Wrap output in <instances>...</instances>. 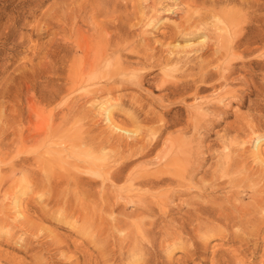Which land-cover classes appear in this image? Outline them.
Returning a JSON list of instances; mask_svg holds the SVG:
<instances>
[{
  "label": "rangeland",
  "instance_id": "rangeland-1",
  "mask_svg": "<svg viewBox=\"0 0 264 264\" xmlns=\"http://www.w3.org/2000/svg\"><path fill=\"white\" fill-rule=\"evenodd\" d=\"M124 42L127 49H121ZM86 44H91L92 52L101 45V50H114L111 62L131 63L132 75L118 81L114 88L121 87L115 88L111 100L100 95L85 108L76 107L63 125L58 116L53 117L66 108L49 105L47 100L72 84ZM172 50L182 56L189 51L199 62L192 70L175 63L169 54ZM101 65L98 76L105 70L104 62ZM260 91L264 93V0H0V128H8L0 129V135L7 133L0 136V143L4 141L0 145V264H264V98ZM77 95L74 103L81 104L83 94ZM241 97L245 100L239 106ZM106 110L109 123L101 118ZM235 123H240L238 128ZM81 128L88 129L97 142L107 136L112 143L126 136L117 129L133 131V139L124 138L133 148L160 141L152 157L138 162L152 163L159 150L185 155L184 159L195 156L191 186L130 190L122 180L115 183L121 187L115 194L108 181H101L102 167L90 165L83 147L79 151L75 145L58 142L45 141L39 147L33 143L42 135L53 137V130L54 141L64 135L75 142ZM180 131L186 132L184 136ZM234 137L237 144L231 143ZM251 138L260 140L258 150ZM164 139L167 146L161 144ZM23 145L25 153H17L11 161L25 163L19 162L20 169L14 168L12 174L11 155L5 156V151ZM224 146L232 158L227 175ZM109 149L110 154L120 150ZM234 161L238 166H233ZM155 165L151 166L158 168ZM151 166L148 169L153 171ZM78 175L92 183L76 185ZM111 194L122 198L113 199ZM136 194V200L129 202L127 197ZM198 205L207 206L205 214L233 205L230 209L254 208L248 207L251 213L241 218L243 225H232L226 218L213 223L207 215L195 213ZM253 210H258L255 216ZM129 227L135 231L129 234Z\"/></svg>",
  "mask_w": 264,
  "mask_h": 264
},
{
  "label": "bare ground",
  "instance_id": "bare-ground-1",
  "mask_svg": "<svg viewBox=\"0 0 264 264\" xmlns=\"http://www.w3.org/2000/svg\"><path fill=\"white\" fill-rule=\"evenodd\" d=\"M171 13H173V12H171ZM168 14H170L169 12L168 13H166L164 16H167ZM155 18V17H154ZM160 20L162 19V18H159ZM155 19H153V21H154ZM159 20V21H160ZM159 21H157V22H159ZM257 21V20H256ZM194 24H196V23H194ZM201 24V23H200ZM197 26H199V25H197ZM96 28H99L98 26L96 27ZM103 28V27H102ZM191 28V27H190ZM198 28V27H197ZM101 29V28H100ZM72 30V29H71ZM94 30V29H93ZM105 30V29H104ZM94 32V31H93ZM96 32V31H95ZM102 34V33H101ZM96 35V34H95ZM110 36V35H109ZM204 37H205V39L207 38L206 37V35H204ZM99 38V37H98ZM104 38V37H103ZM257 38V37H256ZM92 39V38H91ZM119 39V38H118ZM97 41V40H96ZM100 41V40H99ZM206 41H208V40H206ZM83 42V41H82ZM84 42H86L85 40H84ZM84 42H83V44H84ZM89 42V41H88ZM108 42V41H107ZM111 43V42H110ZM115 43H116V41H115ZM114 43V44H115ZM128 43V42H127ZM88 44V43H87ZM87 44H86V46L85 47H81V57H80V59H79V61H78V68H77V72H75V74H73L72 76V84H70V86L68 85V86H66L65 88L63 87V88H60L56 93H54L51 97H50V99L49 100H47V102H48V104L49 105H51V104H53L54 105V103H57V105L55 106V107H57V108H59L60 107V105H63V107H65L66 108V110L65 111H59V109L57 110L56 108H54V109H56L57 111H55L54 109V111L56 112V114H55V116L53 117V118H55L56 116H58V118L57 119H59V121H61L60 123L61 124H65L66 122H67V120L68 119H70L71 118V115L73 114V111H76V107H78V106H80V107H84L85 108V105H87V104H90V102L95 98H97V97H99L100 95H105V96H107V97H109V100H111L112 99V97H113V93H114V91H115V88H120V87H115L114 88V86L116 85V84H118V81H120V80H122L125 76H128V74H131L132 73V66H131V63H127V65L126 66H122L120 63H116L115 61H113L115 64H113L112 62H111V60H112V55H114L115 56V51L114 50H112V49H110V51L109 50H107L105 47H103L104 48V50H101V46H99V47H96L95 46V48L94 49H96L95 51L93 50V52H92V46H91V44L90 45H88L87 46ZM106 44V43H105ZM81 45V44H80ZM107 45V44H106ZM112 45V44H111ZM127 44L124 42V45H120L121 46V49H127L126 47L128 46H126ZM108 46V45H107ZM117 46V45H116ZM220 46V45H219ZM78 47V46H77ZM76 47V48H77ZM94 47V46H93ZM114 47V46H113ZM113 47H111V48H113ZM192 46L191 45H187L186 46V48H191ZM223 47V46H222ZM80 48V47H79ZM83 48V49H82ZM98 48H100V49H98ZM118 48H120V47H118ZM117 48V49H118ZM129 48V47H128ZM169 49V48H168ZM170 50V49H169ZM227 50V49H226ZM107 51H109V52H111L110 54H107ZM191 51H192V49H191ZM166 52V51H165ZM185 52H187V51H185ZM184 52V53H185ZM192 52H194V51H192ZM196 52V51H195ZM227 52H229V50H227ZM92 53V54H91ZM132 53V52H131ZM175 52H173V50L172 51H170L169 52V54L170 55H172L174 58H173V60L175 61V63H178V64H183V65H189L188 67L189 68H191V70L193 69V67L199 62V61H196L197 59L194 57V56H192L191 54L192 53H189V51H188V53H185V55L184 56H182V55H180L179 54V52H177V53H175ZM118 54V53H117ZM130 54V53H129ZM76 55H78V54H76ZM116 58V57H115ZM72 59V58H71ZM76 59V58H75ZM147 60V59H146ZM72 62V61H71ZM74 62V61H73ZM102 62H104V65H103V69H105V70H102L101 72H99V75L100 76H98V75H96V72L97 71H99V70H97L99 67H101L102 65H101V63ZM224 64V63H223ZM72 65V64H71ZM101 65V66H100ZM193 65V66H192ZM73 66V65H72ZM76 66V65H75ZM77 67V66H76ZM73 68H74V66H73ZM102 75V76H101ZM132 75V74H131ZM130 75V76H131ZM211 75V74H210ZM223 75V74H222ZM128 78H130L131 79V77H128ZM68 80V79H67ZM132 81V80H131ZM197 83V82H196ZM188 86H189V84H188ZM189 87H191V86H189ZM57 88V87H56ZM199 88V87H198ZM197 88V89H198ZM183 89L184 88H181V90L183 91ZM56 90V89H55ZM191 90V89H190ZM172 91V90H171ZM185 92L187 91V90H184ZM197 91V90H196ZM18 92V91H17ZM50 92V91H49ZM177 94H178V89H177ZM175 92V93H176ZM229 92V91H228ZM252 92H254V91H252ZM83 94V96H82V99H83V101L81 102V100H80V102H81V104L78 102V103H74V99H76L79 95H77V94ZM174 93V92H173ZM183 93V92H182ZM256 93V92H255ZM261 93V94H260ZM229 94V93H228ZM251 94V93H250ZM256 94H258V92L256 93ZM259 94L261 95H259L260 96V98H264V93L263 92H259ZM77 95V97H75ZM173 95V94H172ZM247 95H249V94H247ZM247 95H245V97L247 96ZM255 95V94H254ZM250 96V95H249ZM256 96V95H255ZM258 96V95H257ZM75 97V98H74ZM102 97V96H101ZM238 97H240V96H238ZM243 97V96H242ZM242 97H241V101L239 102V106H242V104H244V101L243 100H245V99H242ZM80 98H81V96H80ZM259 98V97H258ZM262 98V99H263ZM41 99V98H40ZM94 99V100H95ZM99 99V98H98ZM102 99L104 100V98L102 97ZM101 99V100H102ZM100 100V101H101ZM108 99H106V101L108 102L109 101ZM258 100V99H257ZM59 101V102H58ZM231 101V100H230ZM259 101H261V100H258V102ZM76 102H77V100H76ZM106 103V102H105ZM108 103H110V102H108ZM237 103V102H236ZM253 103V102H252ZM102 104V103H101ZM254 104V103H253ZM256 104V103H255ZM103 105V104H102ZM107 105V107L109 106L108 104H106ZM106 105H105V107H106ZM110 105H111V103H110ZM238 105V104H237ZM258 105V104H257ZM104 106V105H103ZM110 107V106H109ZM75 109V110H74ZM105 109H107V108H105ZM61 110V109H60ZM78 110V109H77ZM80 110H82L83 111V109H80ZM79 110V111H80ZM196 111H197V109H196ZM195 112V111H194ZM261 112H262V110H261ZM53 113V112H52ZM50 114V115H53V114ZM78 113V112H77ZM80 113V112H79ZM78 113V114H79ZM82 114V113H81ZM102 114H103V112H102ZM192 114V113H191ZM194 114V113H193ZM75 115V114H74ZM110 112H109V110H106V111H104V115H103V117H101V118H103L104 119V121H106V122H108L109 121V118H110ZM197 116V115H196ZM262 116H264V113H262ZM261 115L259 116V117H262ZM73 117V116H72ZM194 117V116H193ZM198 117V116H197ZM196 117V118H197ZM52 118V119H53ZM195 118V117H194ZM260 119V118H259ZM87 120V119H86ZM258 120V119H257ZM54 121H56V120H54ZM58 121V122H59ZM103 122V121H102ZM110 122V121H109ZM108 122V123H109ZM189 123H190V120H189ZM63 124V125H64ZM83 124V123H82ZM170 124V123H169ZM238 124H240V123H235V127L234 128H238ZM81 125V124H80ZM172 125V124H171ZM170 125V126H171ZM189 125V124H188ZM212 125H214V124H212ZM85 125H83V127H84ZM169 126V125H168ZM169 126V127H170ZM247 127V126H246ZM52 128H53V126H52ZM56 128V127H55ZM116 128V127H115ZM118 128V127H117ZM189 128V127H188ZM1 129V128H0ZM8 129V128H7ZM7 129L5 130V129H1V130H5V131H7ZM54 129V128H53ZM52 129V130H53ZM57 129V128H56ZM59 130V129H58ZM62 130H63V128H62ZM117 130H119V132H122V134L121 135H126L127 136V138L130 136V138L129 139H133V138H131L132 136H133V134H132V132H129L128 130H125V129H117ZM116 129H115V131H117ZM185 130V129H184ZM184 130H181L182 132H184ZM236 130H238V129H236ZM63 131H65V130H63ZM79 131H82V128L79 130ZM84 131V132H83ZM83 131L79 134H77L78 136H77V138L75 139V142H73L74 140H67L66 139V137H63V136H61L60 138H57L56 139V141H54V130H53V132H52V134H53V137H51L50 135L49 136H47L49 139H47L44 135H42V137H38L39 139H37V140H34L33 141V143H34V145H36L37 147H39L41 144H43L45 141H46V144H48L49 143V145H53L54 143H56V142H58V145L59 144H61V145H66V144H68V146L69 147H72L73 145H75V149H77V150H79L80 151V148L81 147H83V149H85L86 150V153L84 154L85 156H87L88 157V159H89V161H90V165H92V167H95L96 166V168H98L97 167V165L98 166H100V167H102V171H101V173H100V176L102 175V179H101V181L102 180H106V182L108 181L110 184H111V186L115 189V194H117V192L120 194V192H119V190H120V188L118 187V188H116V186H115V183H119V181H124V187H127V188H129L130 190H134V188L136 189V188H138V187H141V190H142V187H146V189H157V190H159L160 189V187H162V186H169L170 184H173V186L175 185L177 188H185V186H191V183H190V181H191V177L193 176V175H195V174H193L192 175V173L194 172L193 171V167H192V165H193V158L195 157H188L187 159H184L185 157V155L182 157H180L179 155H177V154H174V153H172V156L171 155H167V154H164V153H162L164 150H162V152H160V150H159V152H158V154H156V156L152 159L153 161H152V163H147L146 161L145 162H138L140 159H144V158H147V157H152V155H153V153H152V150L154 149V150H156V148L155 147H157L158 146V144L160 143V141H154L153 143H152V141H151V145H149V147H147V145H143V144H141V145H139V142H138V144H136V145H139L138 147H135V148H133L132 146H129V144H128V141L127 142H125L126 140L124 139V138H126V136L124 137V136H122V138L123 139H120V140H116L114 143H112V141L110 140L111 139V137H110V139H108L107 138V136L105 137V138H107V140L106 139H104V137L102 138V140H104V141H100L101 139H97L98 141H100V142H97L96 140H95V138L94 137H89V135H90V133H89V131H88V129L87 130H84L83 129ZM90 131H92V130H90ZM142 131V130H141ZM180 131V133H182ZM186 131H188L187 129H186ZM239 131V130H238ZM56 132L58 133V131L56 130ZM67 132H68V130H67ZM64 133V134H69V133ZM6 133V132H5ZM5 133H4V135H5ZM59 133H62V131L61 132H59ZM186 133V132H185ZM185 133H182L183 134V136H184V134ZM49 134V133H48ZM91 134H92V132H91ZM162 134V133H161ZM182 134H180V135H182ZM238 134V133H237ZM4 135L2 136V134L0 135V136H2V137H4ZM6 135H7V133H6ZM62 135V134H61ZM70 135V134H69ZM68 135V136H69ZM120 135V136H121ZM162 135H164V134H162ZM168 135H170V134H168ZM246 135V134H245ZM44 136V137H43ZM56 136H59L58 134L56 135ZM55 136V137H56ZM67 136V137H68ZM92 136V135H91ZM101 136L102 135H100V138H101ZM110 136V135H109ZM112 136V135H111ZM236 136V135H235ZM247 136V135H246ZM21 137V136H20ZM113 137V136H112ZM116 136H114V138H115ZM161 135L158 137V140H161ZM163 137V136H162ZM170 137H171V135H170ZM23 138V137H22ZM69 138V137H68ZM94 138V139H93ZM98 138H99V136H98ZM118 138V137H117ZM116 138V139H117ZM160 138V139H159ZM180 138V137H179ZM186 138V137H185ZM191 138V137H190ZM194 138V140H195V137H193ZM5 139V138H4ZM3 139V140H4ZM68 141L67 143L65 142L66 140ZM166 139V138H165ZM165 139H164V142L163 143H161L163 146H167L166 144L168 143V141H169V139H168V141L166 142L165 141ZM171 139V138H170ZM187 139V138H186ZM249 139H250V137H249ZM248 139V140H249ZM252 139V138H251ZM113 140H115V139H113ZM125 140V141H124ZM188 140H191V139H188ZM187 140V141H188ZM23 142H24V140H22ZM163 141V140H162ZM173 141V140H172ZM2 142H4V141H2ZM1 142V143H2ZM23 142H21V144L23 143ZM73 142V143H72ZM181 141H179V143H180ZM247 143L249 142V141H246ZM252 142V144H253V148L255 149V150H258V148H259V142H260V140H258V138L257 139H252V140H250V143ZM1 143H0V145H1ZM135 143V142H134ZM132 144L133 146L135 145V144ZM177 142H175V144H176ZM184 143H185V141H184ZM192 143V142H191ZM231 143L232 144H237L238 142H237V137H234L232 140H231ZM246 143V144H247ZM2 144H4V143H2ZM108 144H110L109 146L111 147V148H117V149H120L119 150V152H117V153H115V151H113L114 153L112 154V151H111V154L110 153H108L107 151H106V149L108 150L109 148V146H108ZM187 144V143H186ZM185 144V145H186ZM189 144V143H188ZM108 146L107 148H105L104 146ZM130 145H131V143H130ZM192 145V144H191ZM5 146V145H4ZM20 146V145H19ZM45 147L47 146V145H44ZM87 146H90V147H87ZM170 145H168V147H169ZM173 146V145H172ZM171 146V147H172ZM176 146H178L177 144H176ZM184 145L182 144V147H183ZM189 146H190V144H189ZM2 147V146H1ZM17 147V146H16ZM60 147V146H59ZM65 147V149L67 150V146H64ZM69 147H68V149H69ZM79 149H78V148ZM86 147L87 148H92V150L90 149V150H87L86 149ZM132 147V148H131ZM159 147V146H158ZM157 147V148H158ZM174 147H175V145H174ZM173 147V148H174ZM191 147V146H190ZM225 147V146H224ZM226 147H227V145H226ZM225 147V148H226ZM26 146H21V147H18V148H8V149H6V151H5V156H8L9 157V155H11L10 156V161H9V169H10V172H12V174H13V172H15L16 171V169H14V168H17V170H18V168L20 169V166L19 167H16V165H19L20 163L19 162H21L20 160L19 161H11V159H13L14 157H16L17 158V156H16V154L17 153H20V155H21V152H24L25 153V150H26ZM61 148H62V146H61ZM74 148V147H73ZM72 148V149H73ZM110 148V149H111ZM161 148H162V146H161ZM165 148V147H164ZM163 148V149H164ZM181 148V147H180ZM179 148V149H180ZM184 148H185V146H184ZM110 149H109V151H110ZM169 149H171V148H169ZM169 149H168V151H169ZM193 149V148H192ZM196 149H198V148H196ZM227 149V148H226ZM52 150V149H51ZM59 150H61V149H59ZM59 150H57V151H59ZM65 150V152H67V151H69V150H67L66 151ZM172 150V149H171ZM170 150V151H171ZM187 150H188V148H187ZM191 150V149H190ZM228 152L226 153V154H224L223 155V165H224V169H226L227 171H225V173L224 174H226L227 175V173L226 172H228V171H231V170H229L230 168H231V166H232V158H231V154H229V147H228ZM53 151V150H52ZM62 151H64V149L62 150ZM117 151V150H116ZM182 153H183V150L181 151ZM196 152V151H195ZM194 152V153H195ZM45 153H47V152H45ZM152 153V154H151ZM167 153V152H166ZM185 153H186V151H185ZM193 153V154H194ZM196 153H199V149L197 150V152ZM196 153H195V155H196ZM232 153V152H231ZM47 154H49V153H47ZM46 154V155H47ZM58 154V153H57ZM63 154V153H62ZM61 154V155H62ZM68 154V153H67ZM174 154V155H173ZM192 154V153H191ZM190 153H189V155H191ZM25 155V154H24ZM60 155V154H59ZM151 155V156H150ZM200 155H201V152H200ZM19 156V155H18ZM52 156V155H51ZM198 156H199V154H198ZM198 156L196 157V159L198 158ZM8 157H7V159H8ZM50 157V156H49ZM54 157V156H53ZM59 157V156H58ZM35 158V157H34ZM63 158V157H62ZM66 158V157H65ZM199 158H200V156H199ZM6 159V158H5ZM4 159V160H5ZM6 159V160H7ZM15 159V158H14ZM19 159H21V158H19ZM26 159H27V157H26ZM25 159V160H26ZM28 159H30V158H28ZM43 159V158H42ZM51 159H53V158H51ZM195 159V158H194ZM201 159V158H200ZM218 159H219V157H218ZM16 160V159H15ZM18 160V159H17ZM22 160V159H21ZM24 160V159H23ZM22 160V161H23ZM35 160H37V157L35 158ZM34 160V161H35ZM202 160V159H201ZM28 161V160H27ZM26 161V162H27ZM44 161V160H43ZM148 161V160H147ZM150 161V160H149ZM203 161V160H202ZM136 162H138V163H136ZM151 162V161H150ZM165 162H167L166 163V165L165 166H163V167H161V164L162 163H165ZM222 162V161H221ZM22 163V162H21ZM25 163V162H24ZM24 163H22V164H24ZM136 163V164H135ZM195 163H196V165H197V161L195 160ZM202 163V162H201ZM235 163H237V162H235L234 161V163H233V166L234 165H236V166H238L237 164H235ZM152 164H156L155 165V167L157 166V165H159L158 166V168H155L154 169V166L152 167L151 165ZM218 164V163H217ZM239 164V163H238ZM178 166L177 168L175 167V168H171L170 166ZM215 165V164H214ZM24 166V165H23ZM23 166L21 167V168H23ZM151 166V169L153 170V171H151V170H149L148 169V167H150ZM173 166V167H174ZM213 166V165H212ZM220 166V165H219ZM25 167V166H24ZM27 167V166H26ZM91 167V168H92ZM196 167V166H195ZM197 167H199V163H198V165H197ZM28 168V167H27ZM99 169V168H98ZM98 169L96 170V172L98 171ZM170 169V170H169ZM199 169V168H198ZM22 170V169H21ZM20 170V171H21ZM23 170H26V168H23ZM90 170V169H89ZM197 170V169H196ZM233 170H238V171H240L241 172V170H239L238 168L237 169H234L233 168ZM232 170V171H233ZM27 171V170H26ZM91 171H93L94 173H95V171H94V169L93 170H91ZM193 171V172H192ZM197 172V171H196ZM195 172V173H196ZM234 172V171H233ZM44 173V172H43ZM67 173V172H66ZM93 174V173H92ZM231 174V173H230ZM233 174V173H232ZM231 174V175H232ZM238 174V173H237ZM236 174V175H237ZM67 175V174H66ZM125 175V176H124ZM45 176V175H44ZM220 176H222V175H220ZM229 176V175H228ZM233 176V175H232ZM231 176V177H232ZM69 177V176H68ZM77 177V179H74L75 181H74V183L76 184V185H80V184H91L92 182L91 181H89V182H87V181H85V180H83V177L82 178H80V179H82V180H80L79 179V177H81V176H76ZM213 177V176H212ZM100 178V177H99ZM186 178H188V180L186 179ZM223 178V177H222ZM234 178H236V177H234ZM233 178V179H234ZM72 180V179H71ZM193 180V179H192ZM213 180V179H212ZM214 180H216V179H214ZM42 181V180H41ZM73 181V180H72ZM97 181V180H96ZM218 181V180H217ZM220 181V180H219ZM233 181V180H232ZM238 181V180H237ZM53 182V181H52ZM91 182V183H90ZM97 182H99V181H97ZM105 182V181H104ZM107 182V183H108ZM230 182V181H229ZM234 182V181H233ZM60 183V182H59ZM73 183V182H72ZM73 183V184H74ZM219 183H221V182H219ZM226 183V182H225ZM230 183H232V182H230ZM237 183V182H236ZM42 184H43V182H42ZM58 184V183H57ZM87 184V185H88ZM93 184H95V181H94V183ZM102 184V183H101ZM224 184V183H223ZM234 185H235V183H233ZM97 185H99V184H97ZM228 185H229V183H228ZM100 186V185H99ZM107 186H108V184H107ZM110 186V185H109ZM108 186V187H109ZM172 185L170 186V187H173ZM222 186V185H221ZM230 186H232V185H229V188H230ZM236 186H237V184H236ZM236 186H233V187H236ZM77 187V186H76ZM106 187V186H105ZM159 187V188H158ZM192 187H194V185H192ZM78 189V188H77ZM128 189V190H129ZM145 189V190H146ZM165 189H166V187H165ZM225 189V188H224ZM233 189V188H232ZM232 189H230L231 191H232ZM235 189V188H234ZM137 190V189H136ZM162 190V189H161ZM114 190H112V192H113ZM154 191V190H153ZM112 192H110V193H112ZM141 192V191H140ZM230 192V191H229ZM233 192H234V190H233ZM232 192V193H233ZM138 193H139V191H138ZM137 193V194H138ZM151 193H153V192H151ZM137 194L136 195H134V196H126L127 197V199H128V201L129 202H134L135 200H136V197H137ZM172 194V193H171ZM171 194H169V195H171ZM235 194V193H234ZM140 195V194H139ZM149 195V194H148ZM168 195V196H169ZM236 195H238V194H236ZM106 196H107V194H106ZM111 196H113V194H111ZM167 196V195H166ZM114 197L115 196H113L112 198L114 199ZM116 197L119 199H121L122 197H120L119 195H116ZM115 197V198H116ZM139 197V196H138ZM156 197V196H155ZM234 197H236V196H234ZM258 197V196H257ZM109 198V197H108ZM143 198V197H142ZM141 198V199H142ZM164 198H166V199H168V198H171V196L170 197H164ZM260 198V197H259ZM50 199V198H49ZM113 199H112V201H113ZM118 199H117V201L116 202H118ZM126 199V200H127ZM144 199H145V197H144ZM154 199V198H153ZM163 199V198H162ZM162 199L161 200H159V202L161 201V202H163L162 201ZM263 199V198H262ZM109 200V199H108ZM110 200H111V197H110ZM158 200V199H157ZM171 200V199H170ZM65 201V200H64ZM148 201H149V199H148ZM147 201V202H148ZM164 201H166V200H164ZM169 201V200H168ZM260 202H258L259 204L260 203H262L261 202V199L259 200ZM264 201V200H263ZM114 202V201H113ZM127 202V201H126ZM139 202V201H138ZM146 202V203H147ZM158 202V201H157ZM160 202V203H161ZM167 202V201H166ZM192 202V201H191ZM115 203V202H114ZM149 203V202H148ZM151 204L150 205H152L153 203L152 202H150ZM164 204H165V202H163ZM162 204V203H161ZM106 205V204H105ZM146 205L147 204H145V207H146ZM149 205V206H150ZM244 205H246V204H244ZM243 205V206H244ZM248 205V204H247ZM246 205V206H247ZM253 205V204H252ZM256 205V204H255ZM83 206V205H82ZM85 206V205H84ZM203 207H199V205L197 206V207H199V208H197V209H195L194 210V212L195 213H197V212H200L203 216L204 215H207L208 216V218L209 219H211L210 221H213V223H215L216 221H217V223H218V221L219 220H221V219H224V218H226V220H228L229 221V223H231L232 225H237V224H240V222H241V218H243L244 217V215H249L250 213L248 212V207H250L251 205H249L247 208L246 207H243L242 209L240 208L239 210H234L236 207H234V209H230V208H232V207H228L229 208V210H227V209H224V211H225V213H226V210L228 211V213H226V214H223V209H222V212H220L219 210V208L217 209H215V208H213V210H218V215L217 216H214V214L216 213V211H215V213L213 214V212L211 211V213H209V214H205V213H208L209 211L207 210V206H206V208L204 207V205H202ZM221 206V205H220ZM242 206V205H241ZM113 207V206H112ZM161 207V206H160ZM166 207V206H165ZM223 207V206H222ZM221 207V208H222ZM237 207V208H238ZM148 208V207H147ZM190 208V207H189ZM211 208V207H210ZM251 208H252V206L250 207V210H251ZM254 208V207H253ZM252 208V209H253ZM255 208H256V206H255ZM258 208V207H257ZM212 210V209H211ZM191 212H192V210H190ZM190 211H188L189 213H190ZM197 211V212H196ZM254 211H256V212H254ZM258 210H253V214L255 213V214H257L258 212H257ZM193 212V213H194ZM216 213V214H217ZM237 213V215L238 216H236L235 214ZM201 214H198L199 216L201 215ZM253 214H251L252 216H253ZM255 214H254V216H255ZM190 215H192V213L190 214ZM194 216L196 215V214H193ZM198 215H196V217L198 216ZM221 215H223V217H221ZM242 215V216H241ZM61 216V215H60ZM192 217V216H191ZM221 217V218H220ZM128 219V218H127ZM193 219V218H192ZM251 219V218H250ZM194 220V219H193ZM193 220H191V222L193 221ZM225 220V219H224ZM223 220V221H224ZM197 221V218L195 219V222ZM198 221H200L199 219H198ZM205 221V220H204ZM215 221V222H214ZM228 221H227V225H231V224H229L228 223ZM250 221V220H249ZM141 222V221H140ZM149 222V221H148ZM181 222H183V220L181 221ZM181 222H179V224L181 223ZM185 222H187V221H185ZM244 222V220H242V223ZM111 223V222H110ZM128 223H131V222H127V225H129ZM135 223L137 224V221H135ZM151 223H152V228H153V226H155V224H153L154 222H152L151 221ZM189 223V222H188ZM200 223V224H199ZM201 223H203V219H202V222H198V223H196V227L197 228H201V227H199V225H201ZM204 223H206V222H204ZM207 223H208V221H207ZM221 223V222H220ZM248 224L247 222H246V220H245V222H244V224ZM116 224H117V222H116ZM132 224V223H131ZM131 224H130V227H132L131 226ZM147 224V223H146ZM149 224V223H148ZM182 224V223H181ZM181 224H180V226H181ZM184 224V223H183ZM225 224V223H224ZM250 224V223H249ZM144 225V224H143ZM203 225V224H202ZM207 225V224H206ZM205 225V226H206ZM226 225V226H227ZM240 225H243V224H240ZM117 226V225H116ZM116 226L114 227V228H116ZM119 226V225H118ZM149 226H150V224H149ZM183 227H185V225H182ZM193 226H195L194 224H192V227L191 228H193ZM208 226H210V224L208 225ZM129 227V228H130ZM140 227V226H139ZM138 227V229H140ZM151 227H150V229H151ZM232 227V226H231ZM238 227V226H237ZM111 228V227H110ZM134 228V227H133ZM130 229H132V228H130ZM135 229V228H134ZM240 229V228H239ZM117 230V229H116ZM195 230V228L193 229V231ZM130 232H129V234L130 233H133L135 230H129ZM133 231V232H132ZM137 231V230H136ZM140 233H141V231H139ZM136 233V232H135ZM143 233V232H142ZM150 233V232H149ZM151 234V233H150ZM133 235V234H132ZM140 235V234H139ZM138 235V236H139ZM142 235V234H141ZM140 235V236H141ZM144 235V234H143ZM149 235V234H148ZM131 236V235H130ZM123 237V236H122ZM132 237V236H131ZM135 237L136 236H134V239H135ZM150 237V236H149ZM148 237V238H149ZM180 237V236H179ZM133 238V237H132ZM132 238H131V240H132ZM144 238V237H143ZM145 238H147V236L145 237ZM123 239V238H122ZM125 239V238H124ZM123 239V240H124ZM138 239V238H137ZM141 239V238H140ZM121 240V239H120ZM127 240H129V239H127ZM130 240V241H131ZM129 241V243H131ZM141 242V241H140ZM120 243V242H119ZM118 243V244H119ZM122 243H124V241L122 242ZM134 244H137V242L135 243V242H133ZM149 243V242H148ZM132 244V243H131ZM133 244V245H134ZM127 245V244H126ZM120 246V245H119ZM124 246V245H123ZM137 246V245H136ZM139 246H140V244H139ZM199 246V245H198ZM134 247V246H133ZM120 248H121V246H120ZM127 248V247H126ZM140 248V247H139ZM129 250V249H128ZM127 250V251H128ZM136 250V249H135ZM134 250V251H135ZM140 250H142V249H139V251ZM126 251V252H127ZM137 251V250H136ZM135 251V252H136ZM191 251V250H190ZM194 251V250H193ZM121 253V252H120ZM128 253V252H127ZM129 253H130V251H129ZM139 253V252H138ZM136 254H137V252H136ZM135 254V255H136ZM194 254V253H193ZM125 255V254H124ZM139 255V254H138ZM115 257V256H114ZM120 257H121V255H120ZM130 258V257H129ZM114 260V259H113Z\"/></svg>",
  "mask_w": 264,
  "mask_h": 264
}]
</instances>
